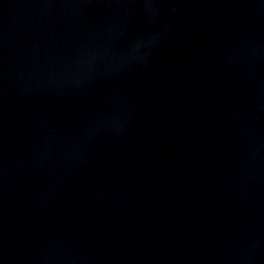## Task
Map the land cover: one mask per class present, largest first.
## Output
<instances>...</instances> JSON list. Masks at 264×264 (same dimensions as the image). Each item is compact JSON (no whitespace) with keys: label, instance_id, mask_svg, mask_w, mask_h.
<instances>
[{"label":"water","instance_id":"1","mask_svg":"<svg viewBox=\"0 0 264 264\" xmlns=\"http://www.w3.org/2000/svg\"><path fill=\"white\" fill-rule=\"evenodd\" d=\"M0 264H264V0H0Z\"/></svg>","mask_w":264,"mask_h":264}]
</instances>
